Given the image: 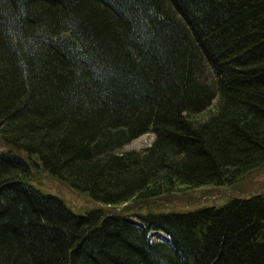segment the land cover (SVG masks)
Listing matches in <instances>:
<instances>
[{
    "label": "trees",
    "instance_id": "obj_1",
    "mask_svg": "<svg viewBox=\"0 0 264 264\" xmlns=\"http://www.w3.org/2000/svg\"><path fill=\"white\" fill-rule=\"evenodd\" d=\"M256 169L264 0H0V264H264V192L164 210Z\"/></svg>",
    "mask_w": 264,
    "mask_h": 264
},
{
    "label": "rangeland",
    "instance_id": "obj_2",
    "mask_svg": "<svg viewBox=\"0 0 264 264\" xmlns=\"http://www.w3.org/2000/svg\"><path fill=\"white\" fill-rule=\"evenodd\" d=\"M154 138L155 135L152 132L142 134L124 144L118 151L143 150L152 144ZM46 177L45 182L48 183L56 193L62 194L66 200H69L72 204L68 205L76 212H78V210L75 208L84 210L94 206L103 205L99 202L89 199L84 194L74 191L65 184H61L58 181L52 180L51 177ZM258 192H264V169H256L250 172L249 174L242 177V179H240L234 187L220 186L212 188L204 186L203 188H196L193 191L188 192V195H181L179 193L170 204H165L166 206L168 205V207H170H166L164 210H170L171 207H175L174 209L176 210H184L202 205H219L231 197L247 196ZM165 205L161 204L160 207H164ZM104 206L108 208L110 207L109 205ZM128 217L139 226L142 225V222L138 218L134 216ZM150 235L153 241L168 239V236L161 231H152Z\"/></svg>",
    "mask_w": 264,
    "mask_h": 264
}]
</instances>
